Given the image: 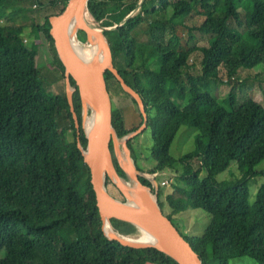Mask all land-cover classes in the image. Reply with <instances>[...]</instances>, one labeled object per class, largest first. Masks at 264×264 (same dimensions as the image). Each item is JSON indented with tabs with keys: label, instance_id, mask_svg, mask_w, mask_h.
I'll use <instances>...</instances> for the list:
<instances>
[{
	"label": "trees",
	"instance_id": "obj_1",
	"mask_svg": "<svg viewBox=\"0 0 264 264\" xmlns=\"http://www.w3.org/2000/svg\"><path fill=\"white\" fill-rule=\"evenodd\" d=\"M13 1L46 7L40 0H0V11ZM68 2L51 1L47 6L53 9L64 6L51 16L61 14ZM88 9L106 29L120 24L107 36L114 66L146 106L147 129L128 142L136 168L146 173L141 184L155 194L148 176L180 164L182 172L174 177L165 203L159 183L158 203L163 212L166 205L170 208V214L164 213L170 220L188 209L211 217L202 237L181 233L202 263L250 258L264 264V184L252 204L245 177L217 180L232 163L243 170L264 161V106L248 95L243 102L236 96L243 77L237 71L264 66V0H89ZM51 16L36 26L37 38L51 46L65 82L50 34ZM25 30L22 25L0 27V254H5L0 264H178L154 248H133L106 237L91 172L79 148L86 149L88 140L82 127L80 133L76 129L67 94L44 88L38 51L25 43ZM195 33L209 36V42L192 47ZM195 57L199 67L191 63ZM224 77L231 85L226 105L209 91L212 80ZM106 80L110 93L121 92L131 101L113 108V127L123 140L144 119L116 77L107 72ZM71 83L82 126L78 87ZM152 121L159 123L156 130L150 128ZM182 127L198 135L194 152L177 160L170 149ZM149 130L145 158L152 169L143 171L135 143ZM110 148L118 175L129 181L114 145ZM203 170L205 178L200 177ZM110 182L108 177L107 186ZM111 224L121 239L141 235L132 224L115 219Z\"/></svg>",
	"mask_w": 264,
	"mask_h": 264
},
{
	"label": "water",
	"instance_id": "obj_2",
	"mask_svg": "<svg viewBox=\"0 0 264 264\" xmlns=\"http://www.w3.org/2000/svg\"><path fill=\"white\" fill-rule=\"evenodd\" d=\"M88 3L89 0H69L65 10L61 14L49 17V27L57 57L65 71L67 99L73 114L76 129L80 133L82 127L88 140L86 149L81 145H79V148L91 172V184L95 191L97 206L104 223V233L108 239L118 240L123 245L129 247L154 248L169 255L178 264H203L199 254L185 240L173 221L164 214L159 206L157 193L160 184L156 179L157 176L151 180L155 188L154 198L151 196V188L143 186L140 182V176H146V174L136 168L131 158L128 142L141 135L147 129L149 116L140 95L126 83L114 66L113 54L107 39V34L105 36L100 35L92 30L85 22L84 17L88 13ZM72 22L76 23L78 29L88 35L93 34L101 40L104 57L99 58L94 66L80 60L71 47L68 31ZM107 72L112 73L124 91L136 100L144 119L142 126L137 131L127 135L121 145L117 142L119 139L113 127V105L106 80ZM71 80L78 87L82 103V126L79 124L74 108L73 95L76 88L72 87ZM88 116L90 117L89 119H94L95 121L96 135L93 140L88 136L86 131L85 120ZM111 144L116 149L119 165L129 179L133 180L135 185L147 190L150 195V198L141 206L130 201L121 188L120 184L128 181H124L117 173L113 163ZM124 154L126 155L125 158L123 156ZM124 159H127L131 163L132 174L124 167ZM108 177L124 196L125 201L114 198L108 192L106 183ZM112 219L132 224L140 233L142 231L150 233L155 242L133 244L128 239H121L118 236L109 237L105 230V221L108 220L111 224Z\"/></svg>",
	"mask_w": 264,
	"mask_h": 264
},
{
	"label": "rangeland",
	"instance_id": "obj_3",
	"mask_svg": "<svg viewBox=\"0 0 264 264\" xmlns=\"http://www.w3.org/2000/svg\"><path fill=\"white\" fill-rule=\"evenodd\" d=\"M42 4L46 5V7L42 10H38L34 8L36 2L33 3L31 1L27 2H17L13 1L12 3L6 5L5 9L0 11V27L7 26V25H22L26 27L25 37H26V44L30 48H37L38 57H37V66L41 72V81L44 85V88L53 95H63L64 93L67 94V87L66 81H63L62 74L60 70L54 65V54L50 45L44 42V40L37 38V30L36 26L39 24H43L44 18L51 16L53 14L60 13L62 8L64 7L63 4L59 3L58 8H51L47 6L53 0H40ZM248 8V4H245V9ZM88 13L92 16L94 23L97 22L93 15L90 13L88 9ZM87 13V14H88ZM59 15V14H58ZM55 16V15H54ZM128 18V17H127ZM125 18L124 21L127 19ZM199 20H203L199 18ZM98 25H100L97 22ZM35 26V27H34ZM117 25L116 27H119ZM106 29L107 36L110 35L111 32L116 30L117 28ZM245 32V29L242 30ZM84 33V32H82ZM85 34V33H84ZM80 37V33L78 35L79 42L88 48H92L88 46V39L87 35H83ZM196 40L192 42L190 45L192 47H202L206 43L209 42L210 37L206 35H200L195 33ZM86 39V40H84ZM108 39V37H107ZM197 57L192 58L191 63H196L199 67L200 63ZM243 75L240 78L238 83L242 85V87H238L236 91V96L239 101H245L247 98L246 96L252 98L254 101L260 103L264 106V96L262 94V90L264 88V66H258L251 70L247 68H241L237 71L236 75ZM227 77L220 80H212L210 83L209 91L211 95L220 103V104H227V98L231 93V85L225 82ZM112 96V105L113 108L121 107L122 105H129L131 101L123 95L121 92L114 93L111 92ZM90 117L88 116L87 119ZM86 119V120H87ZM85 120V122H86ZM159 126L158 121H152L150 128L157 129ZM198 135V131L196 129H189L187 127H182L176 135V138L172 144L170 149V154L173 158L179 160L186 155H190L195 150V137ZM150 130L148 133L144 134L140 137V141L135 143V147L138 151V166L142 169H147L148 166H152V164L146 160L145 157L149 155L147 151V147L150 146ZM124 140H117L118 144ZM124 158L126 155H123ZM196 163V161H194ZM135 164V163H134ZM197 164V163H196ZM152 168V167H151ZM182 172V167L180 164H177L173 170L167 171L162 175H158V181L161 184L163 181H169L171 179L174 180V177L177 173ZM264 161L253 168L245 167V169L241 170L236 163H232L231 166L224 172L220 173L217 176L218 181H236L242 178H246L250 188V202L253 204L256 199V195L259 192L260 188L264 184ZM157 176V175H156ZM150 180H153L155 176H148ZM201 178L206 177V172L203 170L200 174ZM174 182V181H173ZM131 185H135L133 180L126 182ZM176 183V182H174ZM113 182H110L107 186L109 191L112 193L116 199L120 201H125L126 199L120 196L113 186L111 185ZM164 189V197L162 201L165 203V197L168 194H171L172 183L167 186H163ZM151 196L154 198L155 194L151 192ZM165 214H170L171 210L166 205ZM174 225L178 228V230L186 237H202L208 228L211 217L201 211V210H194L188 209L187 211L181 213L179 216L173 217L172 219ZM4 253L0 254V259L4 257ZM229 264H258L255 260L250 258H240L235 260H230Z\"/></svg>",
	"mask_w": 264,
	"mask_h": 264
},
{
	"label": "bare ground",
	"instance_id": "obj_4",
	"mask_svg": "<svg viewBox=\"0 0 264 264\" xmlns=\"http://www.w3.org/2000/svg\"><path fill=\"white\" fill-rule=\"evenodd\" d=\"M84 19L87 25L92 30H94L95 32L99 33L102 36H105L106 29L102 27L101 25H98L97 22L94 23L93 18L89 13L85 15ZM80 32H84V31L78 29L76 23L72 22L69 28V31H68L70 45L74 53L80 60L94 66L99 58L104 57L102 42L97 36L93 34L88 35L87 33L84 32L87 35L88 46L92 48L85 47L78 40V35ZM86 131H87L88 136L93 140L96 135L94 119H88L86 121ZM123 165L126 168V170L130 174H132V165L127 159H124ZM120 185H121L122 190L125 192L127 197L130 199V201L135 202V204H138L141 206L147 199L150 198L148 191L141 188L140 186H137V185L133 186L128 183H122ZM105 230L109 237L112 238V237L117 236L114 228L112 227V224H110L108 220L105 221ZM128 241L133 244L155 242L153 236L150 233L145 232V231H142L139 238L128 239Z\"/></svg>",
	"mask_w": 264,
	"mask_h": 264
},
{
	"label": "built area",
	"instance_id": "obj_5",
	"mask_svg": "<svg viewBox=\"0 0 264 264\" xmlns=\"http://www.w3.org/2000/svg\"><path fill=\"white\" fill-rule=\"evenodd\" d=\"M38 7V3H36L35 5H34V8H37ZM25 43H26V40H25ZM226 82V81H225ZM155 177H156V175H155ZM173 182V179H171L170 180V182L169 181H163V182H161V186L163 187V186H167V185H169L170 183H172Z\"/></svg>",
	"mask_w": 264,
	"mask_h": 264
},
{
	"label": "crops",
	"instance_id": "obj_6",
	"mask_svg": "<svg viewBox=\"0 0 264 264\" xmlns=\"http://www.w3.org/2000/svg\"><path fill=\"white\" fill-rule=\"evenodd\" d=\"M151 167H152V166H148L147 169H145V170L143 169V171H147V170H149V169H152ZM144 173H145V172H144ZM145 174H146V173H145ZM158 175H159V174H157V176H158Z\"/></svg>",
	"mask_w": 264,
	"mask_h": 264
}]
</instances>
